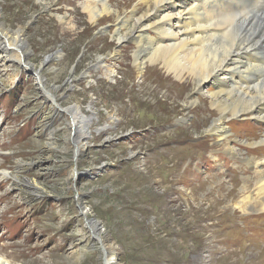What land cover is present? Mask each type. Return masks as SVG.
Segmentation results:
<instances>
[{"label":"rangeland","instance_id":"1","mask_svg":"<svg viewBox=\"0 0 264 264\" xmlns=\"http://www.w3.org/2000/svg\"><path fill=\"white\" fill-rule=\"evenodd\" d=\"M46 3L67 12L74 29ZM0 13L6 27L27 29L25 61L33 64L0 65V168L25 181L0 178V252L12 264H106L114 256L111 264H264L248 254L243 212L223 197L234 194L236 167L211 149L217 142L200 127L205 108L182 120L192 83L157 71L142 78L131 43L122 69L107 78L94 67L112 47L99 31L113 21L91 26L78 0H0ZM51 53L59 58L39 69L40 85L35 70ZM72 66L78 79L68 86ZM72 104L95 116L80 154L63 111L54 110ZM252 126L264 124L230 122L234 131L254 133ZM31 180L37 194L25 188Z\"/></svg>","mask_w":264,"mask_h":264},{"label":"bare ground","instance_id":"2","mask_svg":"<svg viewBox=\"0 0 264 264\" xmlns=\"http://www.w3.org/2000/svg\"><path fill=\"white\" fill-rule=\"evenodd\" d=\"M78 3L87 13L91 26L113 21L111 30L102 26L99 31H107L112 47L98 56L94 67L102 70L107 78H113L122 69L123 49L131 43L134 67L142 78L157 71L166 74V78L172 76L177 83L194 85L193 92L184 101L186 111L182 120L187 121L198 107L205 108L199 119L200 127L210 140H216L211 149H220L236 165L234 194L225 193L223 197L230 198L235 209L244 214L239 230H250L248 254L264 262V228L261 227L264 223V126L259 130L252 126L254 133L234 131L230 127V122L237 119L264 124V0H78ZM55 5L46 3L43 7L65 27L74 29L67 12L58 15ZM26 33L25 27L13 30L0 20L3 68L24 62L25 66L33 65L25 61L31 52ZM53 58L59 57L54 53L46 55L35 70L40 85L43 76L39 69ZM70 73L68 86L78 79L74 66ZM90 73L89 69L84 76L88 78ZM48 96L51 104L58 103L56 96ZM54 110L63 111L67 125L76 136L75 153L80 154L91 137L94 114H87L78 104ZM117 123L113 119L99 129L100 133ZM191 125L187 124L186 128ZM11 177L13 186L25 182L13 170L0 168L2 180ZM239 182H242L240 187ZM38 184L39 181L31 180L25 188L37 194ZM226 209L224 213L229 212ZM91 212L86 207L84 214ZM96 235L108 240L107 234ZM113 258L116 257L108 258L106 264H111ZM0 264L12 262L0 252Z\"/></svg>","mask_w":264,"mask_h":264}]
</instances>
